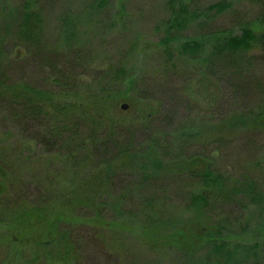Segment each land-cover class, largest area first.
<instances>
[{
    "label": "rangeland",
    "instance_id": "obj_1",
    "mask_svg": "<svg viewBox=\"0 0 264 264\" xmlns=\"http://www.w3.org/2000/svg\"><path fill=\"white\" fill-rule=\"evenodd\" d=\"M21 1L0 0V20L5 13L22 9ZM263 2L35 0L32 7L42 11L46 28L43 43L51 52L46 59L55 65L51 74L56 79L62 72L78 74L71 79L74 91L68 92L69 101L79 106L87 96L83 88L90 89L97 74L131 78L125 87L98 101L103 126L96 130L88 125L84 130L101 137L96 141L99 147L95 152L76 149L77 163L68 150L61 149L69 156L51 151L40 126L25 119L19 106L14 112L0 102L4 161L0 214H28L32 206L46 207L55 201L64 204L75 188L76 197L83 195L87 206L69 204L49 214H76L78 218L62 216L61 221L88 222L77 262L61 248L53 252L26 242L42 237V225L33 232L21 224L2 225L0 264H201L208 244L199 243L192 254L183 255L184 247L176 240L179 228L193 220L194 228L221 222L220 234L239 235L227 240L231 245L243 248L257 237L263 246L262 223L257 231H243L247 220V227H253L254 214H264ZM214 5L221 7L210 9ZM176 17L185 21V27L173 29L172 40L164 42L169 22ZM244 27L254 34V45L227 54L225 63L214 64L209 73L180 57V43L198 42L200 52L191 56L200 58L221 32L241 35ZM57 50L61 52L55 54ZM6 55L8 59L2 57ZM0 62H11L8 72L13 84L45 91L54 86L45 59L18 42L9 45ZM122 104L127 108L122 109ZM62 141L60 146L70 139ZM244 176L254 184L255 190L246 192L250 197L242 192L247 186ZM217 179L226 192L237 189L233 200L216 199L211 186ZM49 188L56 195L48 196ZM98 214L102 219H95ZM14 237L23 240L5 245Z\"/></svg>",
    "mask_w": 264,
    "mask_h": 264
},
{
    "label": "trees",
    "instance_id": "obj_2",
    "mask_svg": "<svg viewBox=\"0 0 264 264\" xmlns=\"http://www.w3.org/2000/svg\"><path fill=\"white\" fill-rule=\"evenodd\" d=\"M20 4H22V9L18 10V12L13 11L14 13H5L1 18L2 20H0V55L3 52L4 54L8 52L10 44H16L18 42L19 45L22 46L27 52L33 55L37 54L41 59H45V63H47L46 66L48 67L49 71L48 75L51 77V85L54 86L51 87L52 89H49V91H45L39 90L27 84H13L10 80V75L8 72V67L11 62H8L7 64L6 62H0V102L6 106L12 107L14 112L15 108L19 106L21 109V114H23L25 119H28L33 123L36 122L38 126H40L45 138L49 140V143L51 144V151L61 154V149H65V151L68 150L70 153L72 152L69 154L70 159H73V152L79 148H82V151L84 152L85 148L88 147L95 152L96 148L99 147V144H97L96 141L101 137L96 134L86 133L84 128L85 126L90 125L95 127L96 130H100L99 127L103 126L101 123L103 117L98 113V101L102 98H105V94L115 91L118 87H125L128 82L127 80H129L131 76H123L121 74L120 76L115 74L111 77L109 75L103 76L102 74H97L95 77H92L93 79H91L92 84L89 85L90 89L85 90V88H83L87 96L85 99L79 102V106L73 101L72 103L69 101L71 96L68 94V92L74 91L70 83L72 82L71 79L78 74L64 76V72H62V76H58V79H56L55 75L51 74L55 71V65L53 62L50 63V61H47L46 59L47 55L51 52L45 48V43H43V39L46 34V28L44 29L42 25V11L32 7L35 5V0H22ZM215 7L221 6L214 5L210 7V9H214ZM174 15L175 11L172 9L171 16ZM8 16H11L12 19L6 20V17ZM169 23L170 25L168 28L171 27L172 29H166V32L168 33L164 37V42L172 40L171 32L173 29L182 30L185 27L183 26L185 21H180L179 17L174 18V20ZM70 34L72 33L70 32ZM11 36H13V38ZM254 38V34L245 27L242 29L241 35L225 36V34L221 32V35L216 38L213 46H208L207 55L200 58H194L191 56L192 54L194 56L196 53L200 52L201 47L198 42L196 43L194 41H188L189 43L183 42L178 46H180V51L184 52L182 54L180 52V57L191 59L192 62L196 63L197 65H201L206 73H209L208 69L214 64L219 65L222 64V62L225 63L224 58L227 54L233 55L241 51L249 50L250 47L254 45ZM9 40H14V43H11ZM67 44H70L68 46L72 48L71 41ZM57 52L61 51L57 50L55 51V54H57ZM184 54H186V57ZM2 57H6L5 59H8L7 55ZM70 62L72 63V60ZM70 67L73 68L72 66ZM70 73H72V71ZM82 74L84 75V73L79 75ZM107 136H109V134ZM63 138H69L70 141H66L64 146H60L59 142L62 141ZM107 138L108 137H106V139ZM65 151L62 154H65L66 156L68 153ZM84 155L86 154L84 153ZM73 161L74 163H77L74 159ZM0 166L4 167L3 159H0ZM2 171L4 172V169L0 167L1 175ZM95 178L96 177H94V179ZM99 179H101V176H99L97 179L98 182L100 181ZM214 181L216 184L211 186V188L216 189V199L218 197L225 199V201H231L234 199L237 191L236 188H232L230 191L226 192L224 188L220 186L221 184L218 185V179ZM0 182L1 188L3 180H0ZM243 182L247 183V186L243 187L245 189H242L243 195L250 197V195H247L246 192H252L255 190L253 181L247 176H244ZM48 190V196H51V194L56 195L53 188H49ZM70 191L72 192H70L64 199V204H61V201H55L53 203H56L57 206H51L53 203H51L52 201L50 202L51 199H49V201H47L51 203L49 206H32V208L27 209L30 211L28 214H0V226L21 224L26 229L33 232L42 225L44 228L42 237L38 241L33 242L27 240L26 242L30 243L31 246L34 247L37 246L42 248H50L52 251L55 248H61L63 252L70 253L72 255L71 258L77 262L78 255L80 257L82 254L81 248L83 241H85L82 236L84 233L83 228L86 227L85 225H88V222H65L63 220L61 221V218L64 214H49L54 213L55 210H53V208L62 211L64 207L69 204H72L74 207L87 206V200H84L85 198L83 195L81 199H78V197H76V189L72 188ZM67 198L69 200H67ZM255 198L252 197V201H254ZM199 199H204V197L200 196ZM47 202L45 203L44 201L45 204H47ZM21 209L23 210L22 207ZM70 215H72L71 217L78 218L76 214ZM70 215L63 217L64 219H69ZM226 215L230 217V214ZM254 215L255 218L251 219V224H253V227L251 228V225L250 227H247L248 223L250 222L247 220L245 224H243L245 227L244 229H247L243 230L244 232L250 230L251 232L257 231L259 229V227H257L258 223H262L261 227L264 226V214ZM95 216H97V214H95ZM98 216L99 217L95 219H102L101 214H98ZM234 221L237 223L239 222V220ZM213 222L214 223H211L209 226H205L203 228H200L199 224H196V228H194V220L184 223L183 225L181 224L182 227L179 226L180 228L178 230L176 240L178 242L177 245H182L184 247L183 250L185 252L183 255H187L188 253L192 254V252L195 251V247L200 243V245H209L207 254H204L203 261L202 259H198V263L200 261L203 262L201 264H264V245H260L261 243L258 242L257 237L256 239L254 238L255 240L252 239L254 241L251 244H248L243 248L239 245H231L227 240L238 239L239 235L236 232L222 235L220 234V227L218 225V223L221 222ZM91 223L92 222H90L91 227L95 225ZM94 230L97 231L96 228H94ZM19 238L20 240H23V237ZM19 238L14 237L12 240L9 238L7 239L5 245L9 246L10 244H15ZM101 238L103 241H105L102 236ZM105 243L107 244L106 241ZM2 246L3 243L0 241V247ZM43 260H47V258H44Z\"/></svg>",
    "mask_w": 264,
    "mask_h": 264
},
{
    "label": "water",
    "instance_id": "obj_3",
    "mask_svg": "<svg viewBox=\"0 0 264 264\" xmlns=\"http://www.w3.org/2000/svg\"><path fill=\"white\" fill-rule=\"evenodd\" d=\"M121 108H122V109H126V108H127V105H126V104H122V105H121Z\"/></svg>",
    "mask_w": 264,
    "mask_h": 264
}]
</instances>
